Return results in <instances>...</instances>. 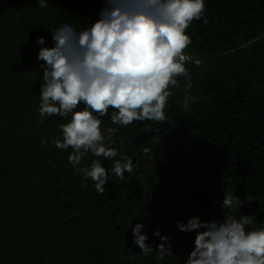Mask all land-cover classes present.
<instances>
[{
    "label": "trees",
    "instance_id": "obj_1",
    "mask_svg": "<svg viewBox=\"0 0 264 264\" xmlns=\"http://www.w3.org/2000/svg\"><path fill=\"white\" fill-rule=\"evenodd\" d=\"M48 3L0 0V264H185L196 233L178 223L222 220L226 195L244 204L234 214L264 225V0H205L208 23L191 24L186 49L202 63L186 64L188 93L183 77L170 88L167 120L115 125L113 109L98 117L105 129H118L115 159L134 165L124 179L110 173L102 195L69 164L72 150L52 143L63 139L71 114L39 115L44 62L37 57L41 47H54L56 29L91 26L105 3ZM186 95L195 97L187 110ZM94 159L89 153L78 167ZM101 163L110 169L114 160ZM139 223L156 251V231L170 236L174 255H142L132 235Z\"/></svg>",
    "mask_w": 264,
    "mask_h": 264
},
{
    "label": "clouds",
    "instance_id": "obj_2",
    "mask_svg": "<svg viewBox=\"0 0 264 264\" xmlns=\"http://www.w3.org/2000/svg\"><path fill=\"white\" fill-rule=\"evenodd\" d=\"M40 8L49 6L48 0H37ZM100 18L82 30L64 24L52 33L54 47H41L38 60L43 71L40 91L41 117H68L71 121L61 125L63 139L52 143L57 149H71L70 165L85 179L94 182L97 193L103 194L110 173L124 179L133 171V161L112 147L113 134L118 129L102 127L98 117L108 116L112 124L129 126L134 121L164 122L170 88L179 86L178 78L192 85L186 64L201 65V60L186 54L192 43L187 30L194 21L204 18L205 0H104ZM38 45L45 39L39 37ZM195 97L186 95L183 106L187 110ZM83 104V110H77ZM95 113V114H94ZM45 146L48 141H42ZM145 152L148 149H144ZM96 157L90 167H78L86 155ZM103 160H114L108 169ZM255 197L246 198L247 203ZM222 208L228 212L220 221L202 222L193 217L178 223L181 232H195L194 249L185 264H264V225L253 227V215H236L244 204L226 195ZM143 223L132 229L134 243L142 255L156 253L163 261L174 255L170 236L155 235L161 239L158 251L142 234Z\"/></svg>",
    "mask_w": 264,
    "mask_h": 264
}]
</instances>
